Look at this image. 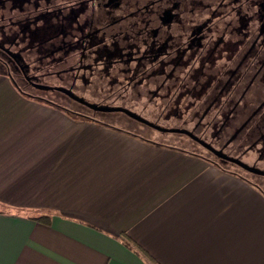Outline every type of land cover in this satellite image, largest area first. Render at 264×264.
<instances>
[{
  "label": "crops",
  "instance_id": "crops-1",
  "mask_svg": "<svg viewBox=\"0 0 264 264\" xmlns=\"http://www.w3.org/2000/svg\"><path fill=\"white\" fill-rule=\"evenodd\" d=\"M0 264H264V191L23 94L0 68Z\"/></svg>",
  "mask_w": 264,
  "mask_h": 264
},
{
  "label": "flooded vegetation",
  "instance_id": "flooded-vegetation-1",
  "mask_svg": "<svg viewBox=\"0 0 264 264\" xmlns=\"http://www.w3.org/2000/svg\"><path fill=\"white\" fill-rule=\"evenodd\" d=\"M0 68L23 94L121 113L264 186V0H0ZM249 154L252 172L235 163Z\"/></svg>",
  "mask_w": 264,
  "mask_h": 264
},
{
  "label": "rangeland",
  "instance_id": "rangeland-1",
  "mask_svg": "<svg viewBox=\"0 0 264 264\" xmlns=\"http://www.w3.org/2000/svg\"><path fill=\"white\" fill-rule=\"evenodd\" d=\"M91 102H96L95 100H90ZM134 110V109H133ZM136 114H138L139 116L149 120V121H154L155 118L158 120V124L161 127L164 128H175V127H183L182 124H180V120H176V119H168V118H164V116L159 117V113L158 112H154V113H147L146 111H142L141 109H137ZM102 119L106 120L108 123L119 127L121 129L130 131L134 134H137L138 136H142L145 138H154L156 137L157 139H153V140H161V142L165 143V144H169V145H174V146H178L181 148L184 147H188L189 144V140H179L176 135H172L170 133H159L154 129H151L147 126H144L142 124H138V123H132L130 122V120H128L123 114L121 113H113V114H108L107 116H103ZM184 139V138H182ZM213 147H215L216 149H220L219 147H217V144H213ZM252 154H249L247 157L245 158H241L239 156H235L237 159H239L242 162H246L249 165H252L251 163V156ZM232 167V165H231ZM232 168H237L236 166H233ZM243 172V171H240ZM248 177H250L251 179L253 178L252 175H248ZM264 191V186L263 188H261Z\"/></svg>",
  "mask_w": 264,
  "mask_h": 264
},
{
  "label": "trees",
  "instance_id": "trees-1",
  "mask_svg": "<svg viewBox=\"0 0 264 264\" xmlns=\"http://www.w3.org/2000/svg\"><path fill=\"white\" fill-rule=\"evenodd\" d=\"M81 118V117H80ZM83 119H88V118H83ZM243 175H244V177H246V178H248V179H251L250 177H248V174H246V173H243V172H241ZM252 180V179H251ZM253 183H254V181H253ZM36 220H39V221H49V216L48 215H43V214H40V215H37V216H35L34 217Z\"/></svg>",
  "mask_w": 264,
  "mask_h": 264
},
{
  "label": "water",
  "instance_id": "water-1",
  "mask_svg": "<svg viewBox=\"0 0 264 264\" xmlns=\"http://www.w3.org/2000/svg\"><path fill=\"white\" fill-rule=\"evenodd\" d=\"M238 166L242 167L243 169L247 170V171H250L252 172L253 169H251L250 167L246 166L243 162H240V161H236L235 162Z\"/></svg>",
  "mask_w": 264,
  "mask_h": 264
}]
</instances>
